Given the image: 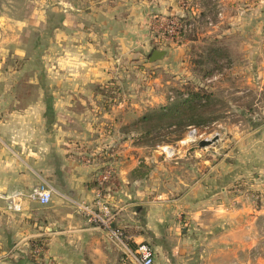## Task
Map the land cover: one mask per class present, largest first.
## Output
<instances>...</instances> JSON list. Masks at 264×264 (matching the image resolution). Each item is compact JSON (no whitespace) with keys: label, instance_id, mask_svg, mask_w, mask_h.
Returning a JSON list of instances; mask_svg holds the SVG:
<instances>
[{"label":"crops","instance_id":"obj_1","mask_svg":"<svg viewBox=\"0 0 264 264\" xmlns=\"http://www.w3.org/2000/svg\"><path fill=\"white\" fill-rule=\"evenodd\" d=\"M47 1L21 8L20 0L0 2V191L30 189L43 175L54 188L44 226L34 221L39 204L29 200L20 217L15 213L8 218L0 206V231H50L46 252L57 264H130L122 242L90 223L78 208L97 196L102 167L98 156L88 158L83 144L118 136L87 131L105 117L115 123V106L103 108L91 82L110 76V61L120 60V53L130 55L139 45L153 43L155 15L193 14L201 23L191 37L178 42L179 71L186 72L190 47L199 56L207 50L224 69H232L231 76L241 81L238 91L257 92L254 101L242 106L264 109V0ZM20 11L25 12L22 17ZM57 55L63 57L59 69ZM47 58L49 63L42 66ZM73 58H80V73L73 71ZM225 75L227 79L230 71ZM76 79L84 82L74 83ZM251 116L257 118V134L248 132L253 144L243 148L240 165L217 164L206 169V176L199 167L185 170L193 188L186 195L194 197L184 207L171 205L164 192L161 199L153 194L148 170H141L143 151L129 147L118 151L117 158L110 155L116 170L109 184L113 224L124 230L129 245L149 243L157 264H224L211 257L197 261L195 256L185 263L184 254L193 247L182 237L196 231L207 214H217L218 195L234 200L230 185L237 177H252L256 189L264 188V110ZM205 198L214 204L202 207ZM235 198L242 203L237 216L244 219L249 198ZM4 202L0 199V205ZM183 219H192L194 226L186 227Z\"/></svg>","mask_w":264,"mask_h":264},{"label":"rangeland","instance_id":"obj_2","mask_svg":"<svg viewBox=\"0 0 264 264\" xmlns=\"http://www.w3.org/2000/svg\"><path fill=\"white\" fill-rule=\"evenodd\" d=\"M47 2L20 0V8ZM24 14L25 12L20 11V17ZM187 36L191 37L192 33ZM177 46V42L149 43L146 47L139 45L130 55L127 52L120 53V60L110 61V76L103 82L87 81L93 84L94 95L99 97L103 108L112 110L115 106V123L111 118L105 117L88 125L87 131L95 130L101 134L114 132L118 136L114 140L99 136L97 141H89L88 146L83 145L87 148L88 158L98 156L101 160L97 183L107 165L115 167L111 154L114 153L117 158L118 151L129 147L138 152L143 151L141 158L144 166L141 170H148L147 178L153 194L161 199L159 194L164 192L171 205L184 207L194 197V194L186 195L193 188L189 187L192 186V181H189L191 174L187 177L185 170L192 171L199 167L200 174L206 176V169L217 164L233 162L240 165L244 159L243 148H250L253 144L247 139L248 132L257 134V118L251 116V113L264 109L242 106L243 103L254 101L258 97L257 92L238 91L241 81L231 76L232 69H224L223 62H215L213 55L210 56L207 50L199 56L190 47L188 67L182 74L178 68ZM157 48L166 50L167 53L161 59L151 61L150 55ZM62 60L63 57L57 55L55 62L58 69L63 66ZM72 62L74 73H80L83 68L80 58H73ZM48 63L47 58L42 66ZM229 71L230 76L224 79L225 73ZM219 72L224 75L213 78ZM78 80H74V83L84 82ZM194 91H198L200 96L195 98L193 108L184 106L182 114H165H169L167 108L171 104L191 97ZM144 115L148 117L144 118ZM73 126L77 129L78 125ZM216 135L218 139L214 143L199 145V141ZM43 176L36 184L49 183ZM254 182L252 177L246 176L234 179L230 185L234 200L229 201L224 194L218 195L217 214L214 217L207 214V219L198 224L196 231H190L182 237L186 246L193 247V252L184 254L185 263L195 256L197 261L204 262L211 257L224 264H264V188L256 189ZM32 188L5 192L6 195L23 193V206L20 210L10 209L6 199H1L5 202L0 206L6 211L8 218L15 213L20 217L27 206L25 201H33L40 207L34 221L38 226H44L46 208L50 202L42 204L29 199L27 194ZM203 189L202 187L200 193ZM236 196L249 198L245 205L248 209L243 214L244 219L237 216L239 214L236 211L242 203ZM207 200L208 198L201 199L202 207L208 208L207 206L214 204H209ZM182 223L186 227L194 226L192 219H183ZM242 224L244 229L241 228ZM49 233L50 231H16L13 228L0 231V264H57L51 256H47ZM40 237L43 239L40 240ZM130 245L132 248L137 247V244ZM155 263L157 264L156 261ZM130 264L139 263L130 260Z\"/></svg>","mask_w":264,"mask_h":264},{"label":"built area","instance_id":"obj_3","mask_svg":"<svg viewBox=\"0 0 264 264\" xmlns=\"http://www.w3.org/2000/svg\"><path fill=\"white\" fill-rule=\"evenodd\" d=\"M200 23L199 15H155L151 23L153 43H178L183 36L193 33ZM193 133L195 134L196 131ZM115 174V167L107 165L98 178L99 191L95 199L89 204H79L78 208L87 214L90 222L105 229L111 237L121 241L126 248L127 254L133 261L139 264H156L154 250L149 243L140 242L137 244V247L132 248L129 245V237L125 235L124 230L113 224L116 213L109 199V184L115 177ZM53 191L54 188L49 183L40 182L31 189L27 197L42 204H47L52 199ZM22 195V192L6 195L0 191V199H6L8 207L13 210H20L22 208Z\"/></svg>","mask_w":264,"mask_h":264},{"label":"trees","instance_id":"obj_4","mask_svg":"<svg viewBox=\"0 0 264 264\" xmlns=\"http://www.w3.org/2000/svg\"><path fill=\"white\" fill-rule=\"evenodd\" d=\"M199 96H200V93L198 91L192 92L191 97H189L185 100L183 99V100L176 102L174 104H171V106H169L167 108L169 111V114L167 112L165 114L172 115V116H174L175 114H180V113L182 114L184 112V110H183L184 106H186L187 108L188 107L193 108V105L195 104V100H196L195 98H197ZM147 117H148L147 115H144V118H147ZM41 239H43V238L40 237V240ZM45 246H47V245L45 244Z\"/></svg>","mask_w":264,"mask_h":264},{"label":"water","instance_id":"obj_5","mask_svg":"<svg viewBox=\"0 0 264 264\" xmlns=\"http://www.w3.org/2000/svg\"><path fill=\"white\" fill-rule=\"evenodd\" d=\"M166 55V50L163 49H154L150 55V60L154 61L157 59H161L162 57H164ZM218 139L217 135L212 137L211 139H203L201 141H199V145L200 146H207L210 145L212 143H214L216 140Z\"/></svg>","mask_w":264,"mask_h":264}]
</instances>
